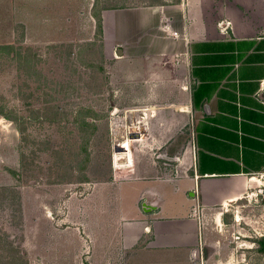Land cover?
Wrapping results in <instances>:
<instances>
[{"label": "crops", "instance_id": "obj_1", "mask_svg": "<svg viewBox=\"0 0 264 264\" xmlns=\"http://www.w3.org/2000/svg\"><path fill=\"white\" fill-rule=\"evenodd\" d=\"M139 8L113 14L116 52L128 61L126 80L155 85L150 100L160 95L156 86L171 99L175 112L168 113L176 118L141 150L163 148L170 161L162 163L170 165L166 149L181 130L174 171H159L151 159L133 163L130 151V166L115 169L84 196L87 228H74V239L51 242L41 259L59 264L64 254L71 264L83 257L87 264H229L235 249L227 233L243 231L240 212L264 208V0H179L159 13ZM176 13L179 29L166 22ZM255 190L256 207L248 196ZM258 242L264 255V235Z\"/></svg>", "mask_w": 264, "mask_h": 264}, {"label": "rangeland", "instance_id": "obj_2", "mask_svg": "<svg viewBox=\"0 0 264 264\" xmlns=\"http://www.w3.org/2000/svg\"><path fill=\"white\" fill-rule=\"evenodd\" d=\"M178 1L0 0V264H52L41 253L56 239H74V228H87L84 196L121 170L114 164L120 144L133 152V163L151 159L159 171H174L173 156L185 137L181 130L166 149L170 165L162 163L170 161L163 148L141 149L157 142L154 136L176 118L168 113L175 108L168 107L171 99L159 86L154 101L148 92L155 85L125 79L128 61L116 52L113 14L145 6L172 11ZM103 10L109 20L105 33L95 16ZM166 22L179 29L180 17L176 13ZM164 28L169 29L160 28L161 35ZM136 127H145L146 140H128ZM260 215L240 212L241 232L252 239L236 240L234 229H240L231 227L227 236L235 255L229 264H264L260 236L249 224ZM60 258L59 264H71L70 257Z\"/></svg>", "mask_w": 264, "mask_h": 264}, {"label": "built area", "instance_id": "obj_3", "mask_svg": "<svg viewBox=\"0 0 264 264\" xmlns=\"http://www.w3.org/2000/svg\"><path fill=\"white\" fill-rule=\"evenodd\" d=\"M175 35H177V33L175 32ZM260 176L261 177H264V172H262V173H260ZM259 195V193H258V191H253V192H250L249 194H248V196L251 198L250 199V202H253V206H257V205H259L258 203H259V199H258V196ZM235 211H238V208H236L235 209ZM262 211V213H261V215L260 216H262V217H259L261 220H254L256 223H257V221H258V224H257V227H256V229L255 228H253V232L255 233V234H257L258 236H263L264 235V208L261 210ZM254 212V211H253ZM245 218H247L248 220L249 219H251V217L248 215V216H246ZM251 221V220H250ZM241 229H243L244 230V227H242L241 226ZM237 231H239V233H238V235H236L235 236V239L236 240H239V238L242 236V237H247V236H250V235H248L247 233H244V232H241V230H237Z\"/></svg>", "mask_w": 264, "mask_h": 264}, {"label": "bare ground", "instance_id": "obj_4", "mask_svg": "<svg viewBox=\"0 0 264 264\" xmlns=\"http://www.w3.org/2000/svg\"><path fill=\"white\" fill-rule=\"evenodd\" d=\"M136 131H138V128H134ZM141 130V129H140ZM129 141H132L131 139L128 138ZM137 140V139H136ZM119 147H125L122 151H116L115 157H114V164L117 167H122L123 165L125 166H130L132 164L131 162V153L127 147V144H120Z\"/></svg>", "mask_w": 264, "mask_h": 264}, {"label": "water", "instance_id": "obj_5", "mask_svg": "<svg viewBox=\"0 0 264 264\" xmlns=\"http://www.w3.org/2000/svg\"><path fill=\"white\" fill-rule=\"evenodd\" d=\"M141 131H135V132H133V133H129V135H128V138L129 139H138V138H140L141 137ZM125 147H118V149H117V152L118 151H122L123 149H124ZM126 149V148H125Z\"/></svg>", "mask_w": 264, "mask_h": 264}, {"label": "trees", "instance_id": "obj_6", "mask_svg": "<svg viewBox=\"0 0 264 264\" xmlns=\"http://www.w3.org/2000/svg\"><path fill=\"white\" fill-rule=\"evenodd\" d=\"M95 16H96V21H98L97 23V29L101 28V17H100V14L99 13H95ZM263 248H264V245H263Z\"/></svg>", "mask_w": 264, "mask_h": 264}]
</instances>
